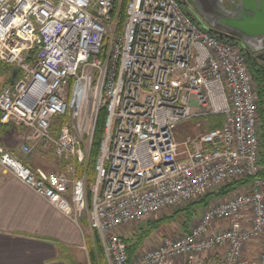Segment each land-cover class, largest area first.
Segmentation results:
<instances>
[{
	"label": "built area",
	"instance_id": "built-area-1",
	"mask_svg": "<svg viewBox=\"0 0 264 264\" xmlns=\"http://www.w3.org/2000/svg\"><path fill=\"white\" fill-rule=\"evenodd\" d=\"M116 1L0 0V66L9 72L1 123L26 131L20 154L50 147L81 166L105 113L89 204L84 178L31 168L2 146L0 168L74 224L86 212L106 264H264L249 53L193 22L179 0H127L117 31ZM211 116L222 117L219 128L177 140L179 125ZM246 178L186 234L129 257L118 229ZM254 242L259 252L247 255Z\"/></svg>",
	"mask_w": 264,
	"mask_h": 264
},
{
	"label": "crops",
	"instance_id": "crops-1",
	"mask_svg": "<svg viewBox=\"0 0 264 264\" xmlns=\"http://www.w3.org/2000/svg\"><path fill=\"white\" fill-rule=\"evenodd\" d=\"M9 150L30 166L27 157ZM88 230L87 217L74 224L0 168V264H90L88 242L94 241Z\"/></svg>",
	"mask_w": 264,
	"mask_h": 264
},
{
	"label": "rangeland",
	"instance_id": "rangeland-1",
	"mask_svg": "<svg viewBox=\"0 0 264 264\" xmlns=\"http://www.w3.org/2000/svg\"><path fill=\"white\" fill-rule=\"evenodd\" d=\"M121 0L116 1V8L119 11V5H120ZM192 10H191V17H193L198 24H200L202 27L212 33H215L213 30L207 29L208 27L205 25L203 22V19L198 16L195 10V6L193 3L189 2ZM227 5V4H226ZM228 7V6H227ZM113 21L117 25L114 24L113 27L114 29L120 30L121 25L119 24V12L115 14L113 17ZM229 39V38H228ZM230 40H233L230 38ZM264 52V50H263ZM255 57L257 54H253ZM257 59V58H256ZM261 64L264 66V62L260 61ZM8 78H9V72L8 69H5L4 67H0V89H2L7 83H8ZM254 81V80H253ZM254 92L256 94V84L254 82ZM1 112H0V126L5 127L7 130H2L0 133H3V147L10 151L9 149H15V151L19 152L20 147H21V140L20 137L26 133V131L21 128L16 126L14 123L7 122L6 124L1 123ZM196 120H192L189 123L182 124L178 126V129L176 130V138L178 141H183L187 137H196V135L203 133L208 129V123L203 122L200 124L194 123ZM95 134V131H94ZM93 134V137H94ZM93 137L92 141L89 145V150L86 154V160L85 163L81 166L74 165L72 160H58L54 156V151L50 147H45L42 148L41 146L35 145L31 147V154L27 157L29 161L31 162L30 166L32 168H40L43 169L46 172L50 173H67L71 174L74 177H80L84 178L86 181V189L88 188V181H90V176H89V171H90V165H91V149L93 146ZM9 147V148H8ZM244 189V186L239 187L235 191H233L231 194L228 196L222 197V198H215L212 201L209 202L207 206H194L193 203L195 201L185 204L179 208L175 209H168L165 210L157 215L148 217L142 221H138L135 223H132L130 225H125L118 229L117 235L125 242L131 241L132 239H135L141 232L148 230V224H152L155 221L160 220V224L149 231L148 236L144 239L142 245L138 249V251H146L151 248H153L155 245H157L163 238L169 237V238H175V237H180L184 234H186L190 228H192L196 223L198 222L199 218L203 214V211L212 203L214 202H219L221 200H224L225 198L231 196L232 194H237L242 192ZM194 207H193V206ZM189 207H193V209L188 210V211H183ZM83 216L87 217V213H83ZM89 233L86 234H92L88 230ZM90 234V235H91ZM94 240V238H93ZM95 256L98 258V247L97 243H95L93 246H95ZM248 254H254L259 252V246L257 242H254L250 245L248 249ZM96 258V259H97ZM200 259H203V256L200 257ZM199 259V261H200ZM98 260V259H97Z\"/></svg>",
	"mask_w": 264,
	"mask_h": 264
},
{
	"label": "trees",
	"instance_id": "trees-1",
	"mask_svg": "<svg viewBox=\"0 0 264 264\" xmlns=\"http://www.w3.org/2000/svg\"><path fill=\"white\" fill-rule=\"evenodd\" d=\"M126 2L127 0H121L120 5H119V24L121 26L124 21V10L126 7ZM191 18L193 22H196V20L193 17ZM243 50H245L244 47H243ZM247 65L254 78V82L256 84V99H257V104H258V112H259V120H260L259 137L261 140V146H260V151H259V155H260L259 162L261 165H264V66L261 64L260 60L256 59V57L252 53H249V56L247 58ZM0 67H3V66H0ZM4 68L8 69V67H4ZM104 118H105L104 111H100L98 113V117L96 121L95 134L93 137V146L91 149L92 154H91V165H90V171H89L90 181H88V185H87L88 204L90 203L89 187L94 181V163L98 155V148H99L100 141L103 137ZM206 122L208 123V130L216 129L221 126L222 117L221 116H211L206 119ZM250 182H251L250 178L242 179L239 181H233L229 183L227 186L217 191H213L207 194L204 198L198 199L197 201H195V203H193V205L205 207L213 199L228 196L229 194H231L233 191H235L239 187L246 186ZM193 207H189L183 211L191 210L193 209ZM160 223H161L160 220H158V221H155V223L153 222L152 224H148V230L141 232L135 239H132L131 241H128V242H125L124 240L129 257L134 256L138 252V249L142 245L144 239L148 236L149 231L151 229L156 228ZM92 236L94 238L93 244L91 242H88V256H89L90 264H106L103 253H102V248H101V245L99 243V239L96 233H92ZM95 243H97V247H98V256L100 252V256L98 258L94 255L95 254L94 250H95L96 245L95 246L93 245Z\"/></svg>",
	"mask_w": 264,
	"mask_h": 264
},
{
	"label": "water",
	"instance_id": "water-1",
	"mask_svg": "<svg viewBox=\"0 0 264 264\" xmlns=\"http://www.w3.org/2000/svg\"><path fill=\"white\" fill-rule=\"evenodd\" d=\"M218 36L235 38L264 62V0H188ZM230 7H227V5Z\"/></svg>",
	"mask_w": 264,
	"mask_h": 264
},
{
	"label": "flooded vegetation",
	"instance_id": "flooded-vegetation-1",
	"mask_svg": "<svg viewBox=\"0 0 264 264\" xmlns=\"http://www.w3.org/2000/svg\"><path fill=\"white\" fill-rule=\"evenodd\" d=\"M179 2H180V4H181L182 8L185 9V11L187 12V14L190 15L192 8H191V6H190L188 0H179ZM227 6L230 7V5H228V4H227ZM190 16H191V15H190ZM233 40H234L235 42H239V43H241L239 40H237V39H235V38H233Z\"/></svg>",
	"mask_w": 264,
	"mask_h": 264
}]
</instances>
